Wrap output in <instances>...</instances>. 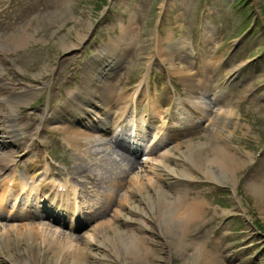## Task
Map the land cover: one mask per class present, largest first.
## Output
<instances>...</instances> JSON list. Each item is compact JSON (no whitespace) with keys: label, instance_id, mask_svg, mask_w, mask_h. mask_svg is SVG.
Returning a JSON list of instances; mask_svg holds the SVG:
<instances>
[{"label":"rangeland","instance_id":"obj_1","mask_svg":"<svg viewBox=\"0 0 264 264\" xmlns=\"http://www.w3.org/2000/svg\"><path fill=\"white\" fill-rule=\"evenodd\" d=\"M124 27L131 38L122 47L118 46V55L123 59L118 67L121 73L115 80L119 79L123 87L139 80L150 88L149 82L152 96L157 98L162 95L161 83L166 78L177 93L178 104L182 98L193 104L189 97L202 103L203 121L201 119L194 130L173 138V143L164 149L144 155V160L140 156L134 158L136 161L131 168L126 161H118L116 154L110 156V160L105 158L102 155L107 149L97 150L95 144L85 138L87 147L96 152L100 160L80 155L64 134L43 131L36 137L34 130L26 141L36 142L34 153L39 150L41 154L33 159L41 160L40 172L44 173L32 179L29 167L14 169L13 174L24 185V193L20 194L24 197L18 196L23 199L21 203L9 194L4 210L0 211V235L14 231L20 224L37 225L40 233L52 234L70 246L58 257L57 264L72 262V257L67 255L69 249L75 247H82L84 264H92L93 253L101 246L94 240L88 244L91 228L95 224L101 229L112 225L120 231L129 225L135 228V220L125 219L129 213L128 201H136V187L153 192L154 186L150 183L155 180L164 192H183L185 202L203 199L204 204L197 218L188 221L173 236L159 234L158 225L148 219V228L137 238L142 260L149 264H210L205 255L208 254L216 262L214 264H264V0H0V40L6 42L0 56L2 78L17 91L25 87L39 91L32 100L39 101L33 106L24 104V111L38 113L42 119L49 103L51 109L45 116L50 117L62 105L66 92L82 79L78 67L92 65L91 57L97 54L100 46L108 42L113 44ZM80 30L83 36L78 38ZM64 41L70 46L64 47ZM163 47L170 53H165ZM160 49L164 51L161 53ZM171 56H179L188 67L175 72L167 62ZM196 67L202 69L200 76ZM209 73L216 78L214 92L207 91L208 88L194 92L187 88L182 78L185 74L206 79ZM16 111L20 114L22 108ZM176 113L180 111L176 109ZM28 122V117L20 121L25 134L22 127ZM118 133L95 137L110 141ZM216 143L229 151L233 161L217 162L219 167L213 164L217 169L212 173L198 162L183 169L184 157H180L187 148L195 151L200 146L199 151L209 153ZM164 151L168 155L160 154ZM95 155L91 156L95 158ZM148 155L150 158L146 161ZM77 159L83 164L81 166L94 168L101 179L123 178L125 186L117 197L128 193L129 200L120 199L123 208L118 203L112 204L100 216L102 219L96 215L92 218L93 225L82 226L74 232L70 228L74 221L71 213L60 218L65 222L61 226L38 214L43 199L38 190L46 182L55 184L61 193L67 191L66 188L71 190L74 179L65 172L63 162ZM48 163H59L60 167L49 179L45 174L52 172ZM163 164L186 174L189 179L184 185H170L168 180L160 178L165 177L164 174L157 175ZM223 167L227 175L222 173ZM12 187L11 192H14L19 185ZM175 187L180 191L173 190ZM105 195L109 194L105 191ZM86 197L91 203L102 202L92 192ZM13 203L17 207L12 208ZM115 208H121V213ZM235 208L241 212L233 213ZM30 212L37 214L30 219L24 217ZM20 214L23 216L17 217ZM100 235L111 243L114 233L101 230ZM29 240L27 236L12 240L8 253L15 258L14 264L39 262L38 258L31 257L34 254H29ZM146 247H149L148 252ZM123 249V246L118 247L121 252ZM105 259L109 264H123L116 256ZM0 264H10L1 252Z\"/></svg>","mask_w":264,"mask_h":264},{"label":"bare ground","instance_id":"obj_2","mask_svg":"<svg viewBox=\"0 0 264 264\" xmlns=\"http://www.w3.org/2000/svg\"><path fill=\"white\" fill-rule=\"evenodd\" d=\"M28 14L29 13L27 12L25 16H28ZM82 36V31H78L77 37L81 38ZM130 38L131 33H129L128 30L126 31L125 27L122 28L121 34L118 36V39L114 40L113 42L114 45L111 42H108L107 44L101 47L100 53L98 54V58L103 59L106 62H109V60L114 61L116 57L118 58L119 56L117 52L118 46L122 47V45L125 44L126 41L127 43L129 42ZM18 39L19 38H17V40ZM5 43V40H0V54L1 49H3L2 47L5 46ZM166 45H168V43ZM63 46L68 47L70 46V43L68 41H64ZM206 46H208L207 43L205 44V48ZM163 49L166 51L165 53L169 52L166 47H163ZM163 49H160L161 53L164 51ZM172 53L174 54V52ZM119 57L121 58V55ZM167 62L171 66H173L175 72H182L183 67H188L186 64L183 63L182 59L179 56H176L175 58L171 56V58H168ZM1 70L2 67H0V142H2L0 147V184H2V181L5 180V177H9L13 163L16 160L22 159L28 152L26 150L27 147L23 146L20 137V130L18 125L19 117L17 116L18 113H16V108H18L21 103L29 102L37 93L30 87H25L24 89L17 91L16 88L11 87L7 82L2 79ZM120 71L121 70H119L118 73ZM116 72L117 70L114 71L115 75H117ZM104 73H106L104 68H100L91 70L90 73L88 72L85 75L81 88L87 94V97L83 104L91 106L93 109L92 113H94L95 115H102L101 118L103 120H111L112 125H120V120L123 116L125 108L127 107V104L123 101V93L120 91V89H118L119 84L114 81L115 79H106ZM108 74L112 73L109 72ZM91 76H93V78L92 85L90 86L89 81H91ZM182 78L186 81L187 88H190L194 92H197L199 89L206 90L210 85L209 76H207L206 79H197V75L184 74ZM165 94L170 97V93L168 90L165 91ZM195 104L196 107L202 110V103L198 104L196 102ZM158 108L161 109L159 103H154L152 110L156 112ZM167 109L168 108H166L165 111H167ZM82 116L84 117V120L87 124V122H89L90 114H86L85 112H83ZM32 117L36 118L35 115H33ZM56 117L57 116L54 115V117L51 119H54ZM150 117L153 118V116L151 115ZM50 120L46 121V119H43L42 121H40L39 126L41 127V129L47 127L50 123L55 121ZM91 120L95 121L93 118H91ZM71 121L74 120L71 119ZM97 121H100V119H98ZM106 125H108V122H106ZM30 127L31 123L25 126V128ZM59 127L66 136L67 140L80 153V155L87 156L91 159L100 160L94 154L96 152H90L87 147L84 148V145L86 144L82 139L83 136H85L87 140H90L89 138H91L92 135H95L94 133H92V131L94 132V130L87 129L82 124L74 125L69 121L64 122L63 125ZM162 128L163 125L159 126V130H161ZM106 129L107 128H105V130ZM169 134L171 135V133ZM100 135L104 136V132H102ZM5 136L10 138L9 142L14 144L15 147L5 148L2 146L4 144ZM116 140V145L115 143L108 144L107 151L102 156L110 160V156L116 154V156H118V161H126L131 168L135 164V160L131 159L130 155L128 154L129 151L127 149H123V147H125L124 143H122L121 140ZM125 144L126 146H128V143ZM188 146L189 144L187 145V147ZM156 147H154L153 149H155ZM199 150L200 146H197L195 148V151L191 149L188 150L187 148V154L185 153L181 155L180 159H182V156L184 157L183 162H181L183 169H185V166L187 165L193 166L199 163L201 166H204L206 168V171L208 173H212L217 169L214 168L213 164H216L219 167V164L217 162L223 161L225 163V161H233L234 159L233 157L231 158L229 156V151L219 146L218 143H216L215 146L212 147V151L209 153L206 150ZM81 152L83 153L81 154ZM166 152L167 151H165V153L161 155L166 154ZM91 155H95V158H93ZM76 161L66 162V168L68 169V172L77 175V177L75 178L76 180L74 179L75 183L79 181L78 177H83L84 179H82L80 183L85 186L86 190L88 188L87 186H95L100 188L99 192H102V188L105 187V184L103 183L105 182V180H98L99 178H97L94 174L93 168L81 166L83 164L80 163L78 159ZM97 163L98 162H96V164ZM163 166L165 167L159 168L160 173L162 170H165L166 167L168 168V166L165 164H163ZM52 167L53 169H50V171H55L56 168L54 167V165H52ZM204 167L202 168L204 169ZM36 171L37 168L34 167V175L37 174ZM222 171L223 174L227 175L225 167H223ZM166 174H168V176L165 179L168 180L169 184H176V186L184 185V176H187L186 174L169 171ZM124 183L123 178L117 179L116 181H111V184L117 185L119 190L124 189ZM150 184L154 186V191L150 193H148L142 187L135 188L134 193L137 194V198L134 203L129 200L128 193H124L126 199L129 200V213H127L125 219H127L126 221L130 222L135 220L137 224V226L135 227L136 229H133L132 225H129V227H127L126 230L123 231L118 230L115 226L112 225L105 226L102 229L98 227L97 224L93 226V228L91 229L92 232L88 233L89 239H87V242L88 244H91L92 240H94L101 246V248L98 252L93 253L94 261L92 264H109L110 262H108L105 258L106 256L108 257L110 255L120 258L123 264H149L145 260H142L140 255L141 253L139 252V248L137 246L139 245V240L137 238L142 236L141 232L148 228V219L153 220L158 225L159 230H157V232L159 234L163 236H173L176 234L177 231L179 232V229L186 226L188 224V221L197 218L199 212L202 210L204 204L203 199H195L189 202H185V199L181 196L182 192H171L173 194H170V192H164L158 188V184L155 180H153ZM42 191V193L45 192L46 195L53 194V199L58 196L56 193H53L52 186L49 183H44L42 185ZM131 191H133V189H131ZM70 193L74 196V198H77V193H75L74 189L73 191H70ZM78 194L82 196L83 192H78ZM67 197L63 196L61 198L59 196L57 197V201L61 207L71 208L73 212L78 202L75 201L74 205H70L67 201L69 200ZM0 200L2 202L7 201L6 193L1 195ZM0 206H2L1 203ZM88 207L91 209L98 208L96 205H90ZM232 211H234L233 213H240L241 209L235 208ZM101 230H104L105 233H114V235L111 237V243H108L102 239V235H100ZM110 230L112 231L109 232ZM39 231L40 229H38L37 225L33 226L28 223L18 225L14 228V231H11L10 233L7 231L6 235L4 236L0 235V252L6 255V260L9 261L10 264H14L13 260L15 258L13 257V255H10L8 253L9 245L11 244L12 240L15 239L17 236H27L30 239L29 245L31 252H29V254H34L31 257H36L39 260V262L36 261L34 264H39L41 261L47 262L42 264H57L58 262H60L58 257L63 256V254H65V249H67L68 247L70 248V246L68 245V243L61 242V240H59L52 234L46 232H43L42 234V232L40 233ZM128 231L131 232L128 233ZM62 241L68 242L67 240ZM119 246L124 247L122 252L118 250ZM145 249H147L146 252H148L149 247H146ZM69 251L70 252L67 256L72 257V262L69 261L66 264H84L86 260H84V257L81 255L83 251L82 247H75L71 250L69 249ZM15 255H17V252L15 253ZM205 255L209 259L210 264L216 263L211 256H209L208 254Z\"/></svg>","mask_w":264,"mask_h":264}]
</instances>
